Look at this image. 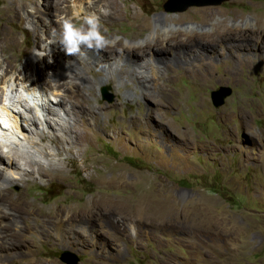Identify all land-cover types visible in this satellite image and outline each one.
Wrapping results in <instances>:
<instances>
[{
    "label": "rangeland",
    "instance_id": "rangeland-1",
    "mask_svg": "<svg viewBox=\"0 0 264 264\" xmlns=\"http://www.w3.org/2000/svg\"><path fill=\"white\" fill-rule=\"evenodd\" d=\"M113 1L122 9L119 17L100 18L112 41L104 51L76 59L59 46L31 62L53 37L34 17L42 0H0V59L12 70L0 97L24 67L34 76L44 70L52 85L73 71L80 89L60 94L90 110L88 126L78 120L74 132L57 130L59 144L39 141L37 132L15 135L24 151H40L48 174L10 171L21 179L4 187L5 204L40 214L20 220L26 231L13 232L26 243L3 251L0 264H69L63 254L78 256L77 264H264V0L176 11L165 9L168 0ZM120 54L116 70L98 65V58L111 63ZM101 78L108 81L98 85ZM221 87L231 94L215 106ZM19 89L40 115L31 97H57L54 86L47 97ZM59 209L87 244L65 245L50 227L44 238L30 229L58 220Z\"/></svg>",
    "mask_w": 264,
    "mask_h": 264
},
{
    "label": "bare ground",
    "instance_id": "bare-ground-1",
    "mask_svg": "<svg viewBox=\"0 0 264 264\" xmlns=\"http://www.w3.org/2000/svg\"><path fill=\"white\" fill-rule=\"evenodd\" d=\"M51 7H54L52 11H51ZM33 8H34V17L37 18L36 22L38 24L41 23L40 25L43 26L45 25L46 30H48L49 34L51 33L52 35H53L52 31L54 29L53 24L56 22V18L62 15L65 10L73 11V9H75L76 11H80L82 14L96 13L100 18L102 17V18L110 19L111 17H115V16L119 17L122 9V8L119 9V6H117L113 0H91V3L89 2V0H42L39 7H33ZM55 11H57V13L60 14L56 15ZM44 14L47 16V19L44 16ZM67 15H69V13ZM41 17L44 18L45 20H43ZM35 32L36 33L39 32L38 26L35 28ZM51 39L52 41H54L55 36L53 35ZM194 42L204 43L206 45L208 44L207 42H204L202 40H196ZM8 44L11 45L12 43H8ZM40 46L42 47L43 45ZM58 47L59 44L54 42L51 44L50 43L46 44L44 48H47L48 50L52 51L53 49ZM37 53L38 51L33 52L28 60L33 62L35 58H41V56H39ZM124 56H125L124 54H120V56L118 58L115 57L114 61L111 63L103 62L101 58H98V65L103 68L108 67L112 71L116 70V68H118L119 65H121ZM104 57L107 58V55ZM152 58H148L147 60L148 64H150ZM157 61H158L157 63H161L159 60ZM2 63L3 62L0 59V82L6 83L8 77L11 75L10 72L12 70H10L8 66H4ZM141 68L142 67H139L138 70H140ZM43 74H45V71L41 70L40 72H37L35 76L31 75L28 73V69L24 67L23 71L22 72L20 71V75L16 76V80L14 79L16 81V85H12L9 93L5 94L3 97H0V104L2 102L3 105H5V108L3 107V109L0 110V121L2 122L0 124V225H1L0 240H2V242H0V259L3 257V253H4L3 251L12 248L14 245H16L15 242H17V244L18 242L21 243V241L25 242L23 236H19L18 234L13 232L15 230H19V231L24 230V225H22L20 220L23 218H33V217L38 219L40 214V213L37 214L36 210H35L36 212H34L33 210H28L26 208L23 209L22 207H18L17 209L15 208L12 209L8 207L9 205L7 206L5 204L6 202L3 199V196H5V191H7V189L4 187L10 186L15 181H17V179H21V178H11L10 171L12 170L14 171V173H18V174L20 173V171H26L28 172L27 174H32L35 171H37L41 177L48 174L47 169L40 164L42 160L38 159L42 157L39 154L40 151L39 150L35 151L37 153V156H33L32 153L29 154L28 150L30 149L25 150L28 153L25 152L24 148L27 147L26 143L21 139L19 135H17V137H15V135L17 134V132L25 133L27 131H30V134H34V132H37L39 136V141L48 140L59 144L60 139L56 133L57 130H66L68 132L70 131L74 132L76 130V124L78 123V120H80L83 123L82 126H88V122H89V120L85 117L86 114L90 112L87 105L79 103L77 100H75L76 99L75 97H73L74 99H72L71 97L65 99V96L63 97L60 94V92H63L66 93V96H71L69 92L70 88L75 87L77 89L79 86L81 87L82 81L81 78L79 77L80 75H78L77 72L74 73L73 71H70V74L72 76L70 79H68V81L62 82L61 80L58 79L56 80V83L52 85L51 83L47 84L43 81V77H42ZM79 79L81 83L80 85H77L78 84L77 81H79ZM106 80H107L106 78H101L100 80H97V83L98 85H101L104 84ZM49 85L55 87L54 94L52 92L53 95L58 97V98L56 97L55 101H53L49 97L48 100L43 97V102H39L35 100V97H31V99L34 100L33 101L34 107L36 106L37 110H40L41 112L40 115L36 110H34L33 107L28 105L27 103V101L29 102L28 98H25L21 94L19 88L20 86H22L24 90L28 92L39 91L42 93L43 96L47 97L46 88H49L50 87ZM78 92L80 91L76 90L75 95L78 94ZM19 105L22 106L23 108H20ZM6 112H8L7 113L8 117L12 118L14 121L9 126V128L5 126L7 122H5L4 119H2L3 117L5 118ZM40 125H46L47 127L54 129V132L46 133L45 130H41ZM7 130H12V131L11 133H9L7 132ZM85 136H87L86 130L82 129L78 134V138H77L78 143L81 144ZM5 147L10 148L9 151L5 152L4 151ZM42 151L44 152L45 155H49V151L41 150V152ZM4 152L7 153V155ZM38 160L40 163L38 162ZM56 213L58 220L47 219L42 221L41 226L32 227L30 229L31 230L34 229L36 235H39L40 238H44V233L46 228L50 227L55 234L66 239L64 240L63 243L65 245H68V241H71V239L78 242H82L83 244H87L88 238L81 237L78 233L70 231L74 227L70 228V230L67 229L69 228V225L66 222L67 219L66 220L62 219L67 216L65 214L66 213L65 210L59 209ZM60 218L62 220H60ZM75 218L76 217H73L72 220ZM78 228L80 229L81 232L85 230L83 226Z\"/></svg>",
    "mask_w": 264,
    "mask_h": 264
},
{
    "label": "clouds",
    "instance_id": "clouds-1",
    "mask_svg": "<svg viewBox=\"0 0 264 264\" xmlns=\"http://www.w3.org/2000/svg\"><path fill=\"white\" fill-rule=\"evenodd\" d=\"M89 2L91 3V0ZM56 23L57 28L53 29L55 40L50 44L58 43L61 50L69 57L79 59L81 56H86L89 51L99 54L112 43L96 13L82 14L74 10L70 15L58 16ZM48 52L49 50L37 54L42 57ZM49 62H51L50 56Z\"/></svg>",
    "mask_w": 264,
    "mask_h": 264
},
{
    "label": "water",
    "instance_id": "water-1",
    "mask_svg": "<svg viewBox=\"0 0 264 264\" xmlns=\"http://www.w3.org/2000/svg\"><path fill=\"white\" fill-rule=\"evenodd\" d=\"M183 1V2H182ZM225 0H168L165 4L166 10L176 11L185 10L191 5H208V4H220ZM186 2V3H185ZM107 92V88H104V93ZM231 94V89L228 87H221L219 90L213 93V102L215 106H221L225 103V98ZM62 259L69 264H77L79 262V257L73 255L70 258L68 254H63Z\"/></svg>",
    "mask_w": 264,
    "mask_h": 264
}]
</instances>
